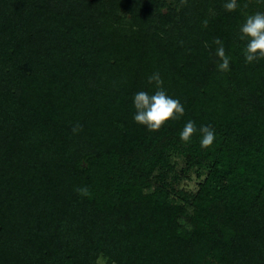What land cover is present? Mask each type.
Masks as SVG:
<instances>
[{"label":"trees","instance_id":"trees-1","mask_svg":"<svg viewBox=\"0 0 264 264\" xmlns=\"http://www.w3.org/2000/svg\"><path fill=\"white\" fill-rule=\"evenodd\" d=\"M242 3L0 0V264H264V60L239 33L264 3ZM154 71L186 109L155 132L132 104ZM179 160L207 172L177 203Z\"/></svg>","mask_w":264,"mask_h":264},{"label":"clouds","instance_id":"clouds-1","mask_svg":"<svg viewBox=\"0 0 264 264\" xmlns=\"http://www.w3.org/2000/svg\"><path fill=\"white\" fill-rule=\"evenodd\" d=\"M264 3V0H260ZM223 7L228 12H236L247 7L242 0H223ZM244 19L239 26L240 39L244 41L242 55L245 63L254 64L264 60V10L254 13H243ZM217 45L215 54L219 59L218 69L230 71L231 57L226 53L224 43L219 38L214 40ZM148 83L153 91L139 90L132 97L135 109L133 120L146 127L149 131H159L169 122L184 117L186 109L181 100L170 95L164 86V80L159 71L148 76ZM75 130V129H74ZM194 137L199 139L200 147L210 148L216 140V131L210 124L197 125L194 120H187L179 133L181 142L191 143ZM86 194V190L81 189Z\"/></svg>","mask_w":264,"mask_h":264},{"label":"rangeland","instance_id":"rangeland-1","mask_svg":"<svg viewBox=\"0 0 264 264\" xmlns=\"http://www.w3.org/2000/svg\"><path fill=\"white\" fill-rule=\"evenodd\" d=\"M184 162L179 160L176 162V173L178 174V181L174 187L177 193L171 197V201L180 203V196L183 192H195L198 189V184L203 181L206 176V170H204L201 177L196 175V170L192 169L189 172L180 174L181 169L184 168ZM181 192V193H180ZM179 193V194H178Z\"/></svg>","mask_w":264,"mask_h":264}]
</instances>
